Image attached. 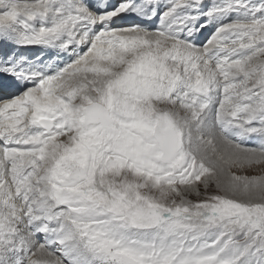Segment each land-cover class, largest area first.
<instances>
[{"label": "snow or ice", "instance_id": "1", "mask_svg": "<svg viewBox=\"0 0 264 264\" xmlns=\"http://www.w3.org/2000/svg\"><path fill=\"white\" fill-rule=\"evenodd\" d=\"M0 264H264V0H0Z\"/></svg>", "mask_w": 264, "mask_h": 264}, {"label": "rangeland", "instance_id": "2", "mask_svg": "<svg viewBox=\"0 0 264 264\" xmlns=\"http://www.w3.org/2000/svg\"><path fill=\"white\" fill-rule=\"evenodd\" d=\"M251 174H259L260 173V169H253V170H250Z\"/></svg>", "mask_w": 264, "mask_h": 264}, {"label": "bare ground", "instance_id": "3", "mask_svg": "<svg viewBox=\"0 0 264 264\" xmlns=\"http://www.w3.org/2000/svg\"><path fill=\"white\" fill-rule=\"evenodd\" d=\"M205 35H207V33H205ZM201 39H203V37H201ZM35 50V49H34Z\"/></svg>", "mask_w": 264, "mask_h": 264}]
</instances>
